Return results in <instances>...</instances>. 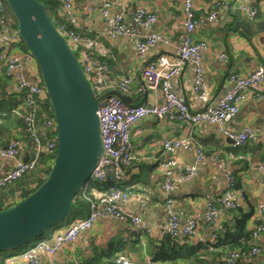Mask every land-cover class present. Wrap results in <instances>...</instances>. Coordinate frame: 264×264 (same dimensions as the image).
Listing matches in <instances>:
<instances>
[{
	"label": "crops",
	"instance_id": "0c3cea01",
	"mask_svg": "<svg viewBox=\"0 0 264 264\" xmlns=\"http://www.w3.org/2000/svg\"><path fill=\"white\" fill-rule=\"evenodd\" d=\"M181 1L113 0L106 17L100 13L98 0H80L73 6L71 23L75 30L95 40L89 50L108 62V84L114 88L122 77L127 76L130 79L126 94L130 97L131 104H153L161 101L159 91L143 93L140 90L143 84L141 69L147 61L160 54L170 59L176 58L177 47L184 34L180 18ZM216 1L226 2L227 7L218 13L216 19L209 20L208 14L214 9ZM251 5L257 8V14L249 19L245 9ZM139 6L156 15L147 31L160 33L168 39L167 44L157 43L147 48L142 56L137 53L136 41L144 30L134 16V10ZM122 10L125 12V22L134 36L107 37L106 31ZM194 10L197 26L193 38L195 41L203 40L208 43V48L201 52L206 94L201 96L194 92V67L188 63L183 66L179 75L170 80V89L190 109L200 110L218 104L231 88V74L244 77L256 66L264 67V0H194ZM57 12H60L59 5ZM220 54L224 55L222 60L219 59ZM249 91L247 98L239 104L236 116L227 123V129L233 133L240 132L245 126L254 133L253 140L238 148L232 147L231 140L223 136L215 125L204 122L189 126L184 122L145 116L132 124L130 141L133 160L124 170V180L131 186L133 195L124 203V207L128 212L140 214L147 222L149 230L146 236L125 216L100 218L90 228L82 231L71 246L57 250L54 264H109L113 256L108 259L103 251L110 244L113 248H121L117 254L141 263L146 257H152L151 249L158 245V240L165 237L158 226L166 223L174 212L181 225L186 224L194 214H200L198 230L204 239L213 240V229L232 224L234 218L242 213L251 212L246 226L248 230H252L258 222L255 216L256 207L264 187V171L259 168L264 163V84ZM11 135L20 138L22 155L25 159L30 158L33 148L22 129L15 128ZM185 136L191 137L203 152L219 153L225 159V165L208 161L197 162L195 152L185 146L173 148L168 153L163 152V139ZM2 142L0 145L4 146L6 141ZM167 160H171V164L162 166ZM12 165L11 159L0 158V175ZM189 169L193 170V176L174 186L170 192L172 204L168 206L161 187L163 179L166 176L174 178ZM229 173L234 175L245 198L237 202V208L225 211L209 228L204 217L206 202L221 195ZM11 190L0 193V205L11 204L15 192H18ZM93 191L100 194L99 190ZM66 227L63 225L53 230L47 239H51L55 232ZM258 239L264 245V231ZM226 252V246L211 249L202 264H221ZM19 253L20 251H8L6 255L16 256L14 264H27L18 256ZM37 256L40 264L47 263V256L43 252H39ZM255 260L258 264H264V255H257ZM250 263L251 259L248 257L239 260V264Z\"/></svg>",
	"mask_w": 264,
	"mask_h": 264
},
{
	"label": "built area",
	"instance_id": "2783aa9c",
	"mask_svg": "<svg viewBox=\"0 0 264 264\" xmlns=\"http://www.w3.org/2000/svg\"><path fill=\"white\" fill-rule=\"evenodd\" d=\"M76 1L80 0H57L60 12L67 20H71V13ZM100 13L106 17L113 0H98ZM227 7L224 1H216L214 9L208 14L209 20L217 18L219 12ZM247 17L252 19L257 14L254 5L245 9ZM134 16L138 24L144 30L142 36L136 41L138 55L142 56L146 49L157 43L167 44L168 39L157 32H148V27L155 20L154 12L139 6L134 10ZM180 18L182 19L183 37L177 47V56L170 59L164 54L147 61L142 69L143 93L149 91H159L161 101L153 104L126 103L118 97L111 95L101 99L97 108L99 129L101 136L102 153L98 163L94 167L90 178L99 181L110 182L108 189L97 194L89 200V209L82 218H77L71 222L64 230L55 232L51 239H38L33 244L21 251L18 256L27 264H40L37 254L43 252L47 256L46 264H54V254L57 250L66 246H71L79 234L90 228L97 219L118 218L125 216L133 226L140 229L142 235L149 230L147 222L140 214L128 212L124 203L133 195L132 188L125 182L124 170L128 168L133 160V150L130 141V128L132 124L145 116H152L158 120H171L184 122L189 126L199 123L215 125L217 130L231 140L232 147L236 148L244 145L255 138L252 130L245 126L240 132L233 133L227 129V123L232 120L239 111V104L243 102L250 93V89L264 84V67L256 66L247 76L231 74L229 81L231 88L221 97L216 106H206L200 110H192L181 100L171 89L170 80L179 75L185 64L194 67L193 90L195 93L205 96V78L203 65L201 63V52L208 48L206 41H195L193 33L197 26L195 17L194 0H182L180 8ZM57 31L65 38L71 50L76 54L78 62L89 80L95 95H100L109 89H118L123 93L128 92L130 79L127 76L118 80L117 85L112 88L107 82L109 65L107 60H100L93 55L89 48L95 44L89 35L77 34L72 29H67L64 25L56 26ZM106 36L133 37L132 30L125 22V12L120 11L113 19L111 27L106 31ZM22 40L17 28L12 27L11 21L5 16H0V63L4 65V75L8 79L11 89L15 93L24 92L22 101L21 116L26 135L34 150L32 158L23 157L20 138L13 137L4 146L0 145V158H9L13 165L6 172L0 175V190H6L17 179L24 174L31 172L37 167V157L41 151H45L52 156L56 153L55 135L44 144L39 137L35 112L38 104L43 102L48 96L41 82L39 69L31 53L22 51L19 47ZM224 55L220 54L219 59ZM256 96H259L256 94ZM43 127H52L56 131L53 116L43 122ZM185 146L192 149L196 155L197 162L208 161L213 164L225 165V159L219 153L208 154L196 145L189 136L166 138L162 140L163 152L168 153L173 148ZM52 162V160L50 161ZM49 162V163H50ZM171 160L162 163L166 167L171 164ZM259 168L264 171V163ZM193 176V170H185L174 178L166 176L161 184L165 202L171 206L172 199L170 192L176 184L183 183ZM235 177L229 173L226 178V186L221 195L206 202L204 217L207 225L211 228L216 220L225 211L234 209L238 201H243L245 195L242 190H233ZM143 197V196H141ZM20 200L19 192H15L11 204ZM142 201V199L140 200ZM257 224L253 228L252 235L255 238L264 231V187L261 200L256 207ZM201 215L194 214L186 224L181 225L177 214L171 213L168 221L158 226L160 233L164 236L187 237L193 241H203V235L198 230ZM213 236V234H212ZM264 255V245H253L247 251H232L222 258L221 264H239L242 257L251 259L250 264H258L255 260L257 255ZM16 256L10 255L5 259L4 264H14ZM109 264H165L150 257H146L143 262L136 263L128 260L123 255H116Z\"/></svg>",
	"mask_w": 264,
	"mask_h": 264
},
{
	"label": "water",
	"instance_id": "95a60500",
	"mask_svg": "<svg viewBox=\"0 0 264 264\" xmlns=\"http://www.w3.org/2000/svg\"><path fill=\"white\" fill-rule=\"evenodd\" d=\"M26 49L39 69L55 120L56 153L45 179L15 204L0 210V250H14L42 235L67 214L102 153L97 108L116 89L95 95L76 54L38 0H5Z\"/></svg>",
	"mask_w": 264,
	"mask_h": 264
},
{
	"label": "trees",
	"instance_id": "16d2710c",
	"mask_svg": "<svg viewBox=\"0 0 264 264\" xmlns=\"http://www.w3.org/2000/svg\"><path fill=\"white\" fill-rule=\"evenodd\" d=\"M38 1L45 5L47 13L55 26L62 24L67 29H72L77 34L83 35L75 30L71 21L67 20L62 13L57 12V6L59 5L57 0ZM0 16H5L11 21L12 27L16 28V21L5 0H0ZM19 48L22 51L27 50L23 41ZM98 58L100 60L104 59L100 56ZM4 68V65L0 63V142H8L9 139L14 137V135H11V132L15 128H20L22 129L26 140L30 143V140L25 133L23 118L21 116V113H23L22 101L24 92L15 93L13 89H11L10 83L4 75ZM52 116V110L47 97L43 102L38 104V108L35 112L37 130L43 144L55 135V130L52 127H43V122ZM234 152L238 153V150H235ZM32 156H34V150L32 151ZM37 159V167L35 170L24 174L6 190H0V193H8V191L12 189L11 191H18L20 199H22L40 185L50 170L52 156L45 151H41ZM109 184L110 182L108 181L102 182L94 178H89L75 195L65 217L53 224L49 229L42 233V235L31 242L38 239L48 238L47 236L51 234L53 230L63 225L68 226L75 219L82 218V215L87 214L88 212L89 200L97 196L93 190L96 189L102 193L108 189ZM233 190H241L236 180L234 182ZM18 201L19 199L6 206L0 205V210L11 206ZM250 216L251 212L242 213L239 216H234L235 218L232 224H226L223 228L219 229L212 228L213 240L204 239L203 241H193L187 237H171L166 235L164 238L158 240V245L153 246L151 249V259L165 264H202L204 257L209 254V251L220 246H226L227 252L225 255L232 251H247L253 245H260L258 241L259 239L252 235L253 229H247L246 222ZM63 222H65V224H63ZM143 236H146V234ZM25 246L27 245L24 244L14 250H0V264H4L8 251L21 252L26 249ZM119 250H121L119 246L113 248V245L110 244V246H108L103 252H106L107 258L109 259L112 256L115 257L118 255L117 253H119ZM112 259L109 260V262L112 261Z\"/></svg>",
	"mask_w": 264,
	"mask_h": 264
},
{
	"label": "rangeland",
	"instance_id": "374dc122",
	"mask_svg": "<svg viewBox=\"0 0 264 264\" xmlns=\"http://www.w3.org/2000/svg\"><path fill=\"white\" fill-rule=\"evenodd\" d=\"M63 224H65V222H63ZM52 230V229H51ZM35 242V241H34ZM33 244V242H29V243H27V244H25V245H27V246H25L26 248L27 247H29L30 245H32ZM222 261V260H221Z\"/></svg>",
	"mask_w": 264,
	"mask_h": 264
},
{
	"label": "bare ground",
	"instance_id": "6f19581e",
	"mask_svg": "<svg viewBox=\"0 0 264 264\" xmlns=\"http://www.w3.org/2000/svg\"><path fill=\"white\" fill-rule=\"evenodd\" d=\"M26 244H27V243H26ZM30 246H31V245H30ZM30 246H29V247H30ZM27 248H28V247H27Z\"/></svg>",
	"mask_w": 264,
	"mask_h": 264
}]
</instances>
